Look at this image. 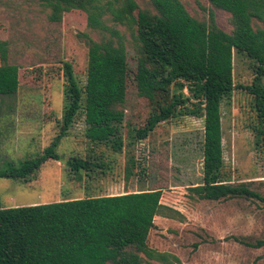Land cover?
<instances>
[{
    "label": "trees",
    "instance_id": "obj_1",
    "mask_svg": "<svg viewBox=\"0 0 264 264\" xmlns=\"http://www.w3.org/2000/svg\"><path fill=\"white\" fill-rule=\"evenodd\" d=\"M42 0L50 8L51 21L60 22L65 12L86 13L88 26L104 29V16L132 24L136 45L134 79L139 97L150 103L144 124L135 128L136 139L148 137L164 121L184 113L187 96L174 90L188 84L203 107V177L190 190L200 199H259L264 196L249 182L234 183L225 170L222 105L231 103L236 88L251 95L254 115L251 129L255 147L264 152V0H208L230 13L233 29H222L214 11L208 20H199L183 0ZM87 80L82 86L71 63L64 65L65 106L62 133L35 158L20 163L7 161L0 178L31 181L49 160H61L60 138L84 112L86 136L94 142L109 140L125 116L119 105L126 101L132 73L124 44L86 37ZM8 42L0 40V106L2 95L20 85L19 66L6 63ZM249 59L254 76L251 82L236 84L235 59ZM183 111V112H182ZM97 156L69 158L70 174L77 180L92 181L106 175L103 159ZM127 168V177L134 173ZM103 168V169H100ZM142 173L146 172L142 168ZM163 189H140L111 195L31 205L3 207L0 198V264H144L152 259L168 261V253L149 245L155 217L172 207L162 202ZM171 214V213H170ZM172 215V214H171ZM264 247V238L249 241ZM198 244H196L197 246ZM177 259V258H176Z\"/></svg>",
    "mask_w": 264,
    "mask_h": 264
},
{
    "label": "rangeland",
    "instance_id": "obj_2",
    "mask_svg": "<svg viewBox=\"0 0 264 264\" xmlns=\"http://www.w3.org/2000/svg\"><path fill=\"white\" fill-rule=\"evenodd\" d=\"M183 1L199 20H208L214 11L217 24L232 31L229 12L208 0ZM138 2L148 6L147 0ZM49 14L50 8L42 0H0V40L8 42L6 63L18 65L20 77L15 93L1 96L0 168L7 161L18 164L39 156L62 133L64 65L71 63L80 84H86V37L125 46L132 70L126 101L118 107L125 116L109 140L94 142L86 136L88 125L81 111L59 140L60 161H47L28 182L0 178L3 207L162 188V202L174 210L155 217L149 245L169 255L168 261L152 259V264H264V247L253 248L237 239L264 238V202L247 198L206 200L190 190L203 177V107L193 89L188 84L182 89L175 87L188 97L187 109L162 122L148 137L136 139L134 130L144 124L150 103L139 97L134 79L132 24L106 14L108 27L99 30L89 27L86 13L78 9L65 12L60 22L51 21ZM253 76L250 60L236 57V84L249 83ZM251 100V95L236 88L231 103L222 105L225 170L234 183L249 182L264 196V152L255 147ZM87 155L101 158L99 162L103 159L104 169H100L107 170L106 175H98L89 183L86 177L77 180L71 175L66 163L69 158ZM132 165L134 173L128 178L127 168Z\"/></svg>",
    "mask_w": 264,
    "mask_h": 264
}]
</instances>
